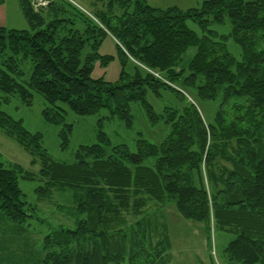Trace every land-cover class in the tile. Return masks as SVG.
Returning a JSON list of instances; mask_svg holds the SVG:
<instances>
[{
    "label": "trees",
    "instance_id": "obj_1",
    "mask_svg": "<svg viewBox=\"0 0 264 264\" xmlns=\"http://www.w3.org/2000/svg\"><path fill=\"white\" fill-rule=\"evenodd\" d=\"M33 1L20 0L29 29L0 26V105L10 95L28 104L33 92L42 96V117L61 125L62 148L72 130L67 109L88 115L106 107L107 117L117 114L130 125V103L140 101L151 123L169 126L159 144L139 139L136 151L118 145L109 154L99 143L80 145L74 160L64 162L49 156L40 132L28 131L21 119L0 108V130L31 155V164H41L45 190L71 189L73 211L83 216L73 229L58 225L44 235L40 264H169L170 235L155 218L168 204L182 218L204 225L207 245L213 223L234 235L224 248L231 263L264 264V0H201L200 7L186 10L132 0L126 19L105 22L121 38L122 53L139 62L145 74L121 71L116 82L91 76L96 51L80 59L90 39L96 49L97 36L105 34L90 16L63 0H49L45 16ZM77 19L83 28L74 26ZM187 19L207 32L199 36ZM226 19L228 33L209 28ZM64 25L74 27L60 34ZM229 37L241 47L240 59L228 50ZM189 46L196 51L186 72L180 62ZM27 60L32 71L25 78ZM177 81L196 88L203 99L213 100L219 91L224 99H242L246 109L227 123L219 110L215 123L206 122L191 100L155 112L147 91L187 96ZM98 136L109 143L101 130ZM18 175L31 174L0 154V214L20 225L35 206L25 200Z\"/></svg>",
    "mask_w": 264,
    "mask_h": 264
},
{
    "label": "rangeland",
    "instance_id": "obj_2",
    "mask_svg": "<svg viewBox=\"0 0 264 264\" xmlns=\"http://www.w3.org/2000/svg\"><path fill=\"white\" fill-rule=\"evenodd\" d=\"M42 1L46 2L44 6L39 4L40 0H34L33 6L46 16L49 12L46 7L52 1ZM63 1L67 7L73 4L81 9L94 20L95 28L105 31V34L97 36L100 42L96 49L90 45L93 40L91 38L90 43L85 45L80 55V59L83 60L87 52H97L98 56L92 61V77H102L107 81L116 82L121 71L129 76H133L137 70L145 74L143 66L139 62L128 54L124 55L122 53L124 47L121 44V38L113 31L111 32L105 22L111 19L110 22L113 24L118 20L126 19V13L130 14L134 9L132 0ZM146 2L156 7L177 6L183 10L197 8L201 5V0H146ZM186 23L199 36L207 32L195 20L187 19ZM0 26L18 29L30 28L22 13L20 0H0ZM74 26L83 28L84 24L81 19H77ZM74 26L64 25L59 33L66 34L67 28ZM209 28L219 34H225L230 31V24L226 19L224 24L212 23ZM226 44L233 56L240 59L241 47L231 37L228 38ZM195 51V46H189L183 54L180 67L185 69L186 72H188V63ZM105 56L108 57V60L105 59ZM23 66L25 78H28L32 71V65L27 60ZM198 83L199 81H197ZM174 85L184 94L188 93L187 96L180 97L178 93L172 90L161 89L159 96L147 91L146 99L153 106L155 112L161 113L165 106L181 108L191 100L206 122L215 123V117L219 110L222 113L223 123H227L230 118L240 115L246 109V104L242 105V99L233 97L224 99L221 91L215 99L210 100L200 98L196 88L190 85L179 81L175 82ZM0 95H4L3 92H0ZM45 105L46 102L43 97L33 92L29 104L23 102L16 95H10L9 102L1 103L0 108L14 119H21L23 126L28 131L40 132L43 148L56 161H73L76 150L80 145L95 143L103 145L108 154L112 153V148L118 145H125L130 151L134 152L137 150V140L144 139L147 142L159 144L169 132L168 124L163 121L151 123L148 120L140 101L130 103V125H127L125 119L117 114L107 117L109 109L106 107H102L88 115H79L67 109L65 120L72 124V130L68 137L67 146L62 148L58 134L61 125L47 122L42 117L41 111ZM99 130L108 138V144L99 138ZM0 154L4 161L19 163L30 172V178H23L18 175V185L25 200L35 206V210H32L33 216L27 219V223L20 225L10 223L0 214V243L2 244L0 264H40V259L43 257L41 243L44 235L51 228L58 225L73 229L76 221L83 216L73 211L76 202L71 189L45 190V179L39 173L41 164L39 162L31 164V155L2 130H0ZM152 160L153 158L150 157L145 162L151 164ZM222 162L219 161V163ZM150 208H153V206ZM156 217L166 226L170 235L169 264H194L198 257L201 259L204 257L208 264L211 261L213 264L214 262L216 264H226V257L223 258L221 255L224 254L223 249L234 238V235L228 234L218 225L214 226L213 223L209 233L210 243L207 245L209 239H206L204 225L182 218L171 204L161 210H156Z\"/></svg>",
    "mask_w": 264,
    "mask_h": 264
},
{
    "label": "crops",
    "instance_id": "obj_3",
    "mask_svg": "<svg viewBox=\"0 0 264 264\" xmlns=\"http://www.w3.org/2000/svg\"><path fill=\"white\" fill-rule=\"evenodd\" d=\"M51 4V3H50ZM224 250V249H223ZM207 251V250H206ZM223 256V258L225 257V255H221ZM209 259H210V255H209ZM194 264H208V261L203 257V259H201L200 257H198V259L195 260ZM210 264V262H209ZM226 264H237V263H231L229 260L226 261Z\"/></svg>",
    "mask_w": 264,
    "mask_h": 264
},
{
    "label": "built area",
    "instance_id": "obj_4",
    "mask_svg": "<svg viewBox=\"0 0 264 264\" xmlns=\"http://www.w3.org/2000/svg\"><path fill=\"white\" fill-rule=\"evenodd\" d=\"M45 3L46 2L45 1H42V0H40V2H39V4H43V6H44Z\"/></svg>",
    "mask_w": 264,
    "mask_h": 264
}]
</instances>
